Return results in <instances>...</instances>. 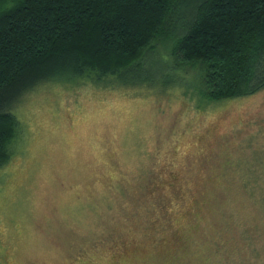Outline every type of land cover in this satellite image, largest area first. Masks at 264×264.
Instances as JSON below:
<instances>
[{
  "label": "rangeland",
  "instance_id": "1",
  "mask_svg": "<svg viewBox=\"0 0 264 264\" xmlns=\"http://www.w3.org/2000/svg\"><path fill=\"white\" fill-rule=\"evenodd\" d=\"M172 16L143 60L158 81L43 83L14 105L0 264H264V90L209 100Z\"/></svg>",
  "mask_w": 264,
  "mask_h": 264
},
{
  "label": "trees",
  "instance_id": "2",
  "mask_svg": "<svg viewBox=\"0 0 264 264\" xmlns=\"http://www.w3.org/2000/svg\"><path fill=\"white\" fill-rule=\"evenodd\" d=\"M182 5L190 20L173 54L206 66L205 96L264 90V0H0V169L19 131L12 108L35 87L156 81L144 57Z\"/></svg>",
  "mask_w": 264,
  "mask_h": 264
}]
</instances>
